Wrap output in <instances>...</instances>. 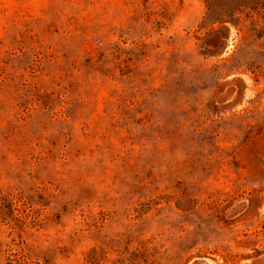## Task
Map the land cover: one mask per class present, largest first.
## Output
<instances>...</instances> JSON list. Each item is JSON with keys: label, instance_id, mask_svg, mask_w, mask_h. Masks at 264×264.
Here are the masks:
<instances>
[{"label": "rangeland", "instance_id": "rangeland-1", "mask_svg": "<svg viewBox=\"0 0 264 264\" xmlns=\"http://www.w3.org/2000/svg\"><path fill=\"white\" fill-rule=\"evenodd\" d=\"M205 11L0 0V264H264V63Z\"/></svg>", "mask_w": 264, "mask_h": 264}, {"label": "trees", "instance_id": "trees-1", "mask_svg": "<svg viewBox=\"0 0 264 264\" xmlns=\"http://www.w3.org/2000/svg\"><path fill=\"white\" fill-rule=\"evenodd\" d=\"M204 3L206 11L201 25L208 28V33L218 31L221 38H226V24L236 30L245 28L257 47L255 54L264 63V0H204Z\"/></svg>", "mask_w": 264, "mask_h": 264}, {"label": "water", "instance_id": "water-1", "mask_svg": "<svg viewBox=\"0 0 264 264\" xmlns=\"http://www.w3.org/2000/svg\"><path fill=\"white\" fill-rule=\"evenodd\" d=\"M214 263L211 259L205 258V257H200L192 260L189 264H212Z\"/></svg>", "mask_w": 264, "mask_h": 264}]
</instances>
